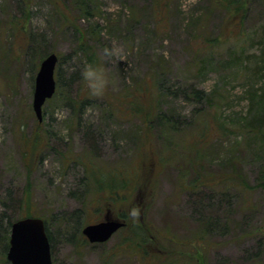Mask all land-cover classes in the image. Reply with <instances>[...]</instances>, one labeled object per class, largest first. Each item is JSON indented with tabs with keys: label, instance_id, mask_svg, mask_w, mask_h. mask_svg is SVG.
<instances>
[{
	"label": "rangeland",
	"instance_id": "obj_1",
	"mask_svg": "<svg viewBox=\"0 0 264 264\" xmlns=\"http://www.w3.org/2000/svg\"><path fill=\"white\" fill-rule=\"evenodd\" d=\"M83 38L101 75H86ZM51 52L61 88L39 121L35 78ZM147 83L143 103L176 130L115 106ZM94 168L129 185L96 193ZM124 211L145 259L129 227L83 234ZM34 215L53 264H264V0H0V264L9 223Z\"/></svg>",
	"mask_w": 264,
	"mask_h": 264
},
{
	"label": "water",
	"instance_id": "obj_2",
	"mask_svg": "<svg viewBox=\"0 0 264 264\" xmlns=\"http://www.w3.org/2000/svg\"><path fill=\"white\" fill-rule=\"evenodd\" d=\"M57 62V53L48 54L36 75L33 108L40 121L43 105L56 91ZM124 225L125 221L106 218L86 225L83 233L91 242H105ZM7 257L11 264H53L46 222L42 217L27 216L12 223Z\"/></svg>",
	"mask_w": 264,
	"mask_h": 264
},
{
	"label": "trees",
	"instance_id": "obj_3",
	"mask_svg": "<svg viewBox=\"0 0 264 264\" xmlns=\"http://www.w3.org/2000/svg\"><path fill=\"white\" fill-rule=\"evenodd\" d=\"M87 42L88 41H86L83 38V39H81L80 46H79V48H80L79 50L83 52V55L85 56V58L87 59V61L89 63V66H88L87 70L91 69L93 74L101 75L102 74V72H101V63H99V57L96 56V52L97 51L95 49H93L91 46L89 47ZM240 57L241 56H239V58ZM79 76H81V74H79ZM60 85H61V81L59 80V87H58L59 90L61 88ZM148 89H149V83H147V85L143 86L142 88L139 87V90L137 88L136 91H133L131 93H126L125 92L123 94H116L115 95V100H114L115 101V106H119L120 104H126L129 107L128 111H129L130 107L133 106L132 110H131L132 113H134V114L144 113V117L147 119L146 120L144 118V120L147 121V122H151V121H153L154 119L157 118L158 121H160L163 124L162 125V130H164L165 133L169 132V131L176 130V127L174 126V122L171 119L170 115H168V114H159L158 115V113H157L156 117L153 118V115H154L153 114V102L150 101L151 104H149V103L148 104H146V103L144 104L141 95H139V91H142L141 93H145V92L149 91ZM59 90L57 89L55 95L57 94V92ZM67 92H68V90H67ZM147 97H148V100H150L151 96L148 95ZM78 98H79V101H77V98L73 97V98H71V102H70L72 107L74 108V110H77V111L79 109V105L80 106H84V105L87 104V102H86L87 98L86 99L80 98L79 95H78ZM167 136H168V134H167ZM173 139H174V136L172 137L171 142L173 141ZM168 150H170V149H166V151H168ZM171 150H173V149L171 148ZM169 152H170V154L173 155L172 151H169ZM164 160H165V158H162V162H160L161 165H163ZM87 163H89L91 165V168L94 165L89 160V161L86 162V166L87 167H88ZM191 163H192V160H191ZM99 171L100 170L98 168H96L90 175L91 180L95 184L96 193L102 192V191H106L110 195V197H112V198L113 197H117L116 196V192L118 190H116V189H118V188H127V186L129 185L128 181L130 182V180H131V178L128 176V174H127V176H123L121 174V176H123L124 179H123L122 182L118 183L117 179H119V178H117V177L119 175V172L118 173H113V174L109 173L108 174L109 176L107 175L106 179L103 180L101 178L102 174ZM127 178H128V180H127ZM186 178H188L187 175L183 177L184 180ZM119 180H121V179H119ZM119 184H121V187H118ZM198 184H201V183H199L197 178H193L192 180H189L188 182L186 180V183L184 185L182 183L183 186H193V185L196 186ZM112 198H111V201H114L113 200L114 198L113 199ZM129 217L130 216H128V213H126V211L121 212L120 218L127 221V225H126L127 227H125L123 229L125 230L126 228L129 227V228L132 229V231L134 232L135 236H137V237L140 236L141 237L142 240H140L139 245L136 246L137 247V251H138L137 253L139 254V256L141 258L145 259L147 256L150 255L149 249L147 247H144V245H143L144 242H147L148 240H146L144 238L145 235L142 233L143 232L142 226L139 224V222L136 221V222L130 223V220H129L130 218ZM11 224L12 223H9L8 233H6V235H3V237H4L5 241H6V243H5L4 247H3L4 248L3 251L5 253L7 252L8 247H9L8 240H9V237H10L9 236V233H10L9 229H10ZM46 224H47V231H48V234H49L48 223H46ZM137 225H139L141 227H139ZM49 236H50V234H49ZM172 239L173 238H169V242H174ZM162 253L163 254H167L165 251H162ZM157 256H159V255H157L156 253L153 255V257H157Z\"/></svg>",
	"mask_w": 264,
	"mask_h": 264
},
{
	"label": "clouds",
	"instance_id": "obj_4",
	"mask_svg": "<svg viewBox=\"0 0 264 264\" xmlns=\"http://www.w3.org/2000/svg\"><path fill=\"white\" fill-rule=\"evenodd\" d=\"M86 75H87V76H92V75H93L92 70L89 69V70L86 72ZM93 86L95 87V85H93ZM132 213H133V214H136V213H137V209L133 208V209H132Z\"/></svg>",
	"mask_w": 264,
	"mask_h": 264
}]
</instances>
